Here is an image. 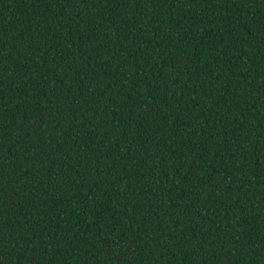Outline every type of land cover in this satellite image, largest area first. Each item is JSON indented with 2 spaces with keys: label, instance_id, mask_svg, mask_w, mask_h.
<instances>
[{
  "label": "trees",
  "instance_id": "16d2710c",
  "mask_svg": "<svg viewBox=\"0 0 264 264\" xmlns=\"http://www.w3.org/2000/svg\"><path fill=\"white\" fill-rule=\"evenodd\" d=\"M0 264H264V0H0Z\"/></svg>",
  "mask_w": 264,
  "mask_h": 264
}]
</instances>
